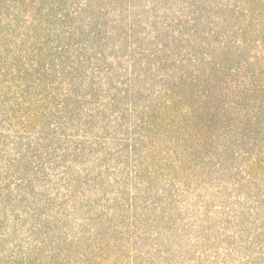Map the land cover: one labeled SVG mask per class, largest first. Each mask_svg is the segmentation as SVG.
I'll return each instance as SVG.
<instances>
[{"label": "trees", "instance_id": "16d2710c", "mask_svg": "<svg viewBox=\"0 0 264 264\" xmlns=\"http://www.w3.org/2000/svg\"><path fill=\"white\" fill-rule=\"evenodd\" d=\"M139 1L0 0V264H264V21L214 41L256 80L191 103L220 5L122 32Z\"/></svg>", "mask_w": 264, "mask_h": 264}, {"label": "rangeland", "instance_id": "374dc122", "mask_svg": "<svg viewBox=\"0 0 264 264\" xmlns=\"http://www.w3.org/2000/svg\"><path fill=\"white\" fill-rule=\"evenodd\" d=\"M210 1L213 2L211 3ZM245 1L248 2V0H155L154 2L152 0H150V2H145L143 0L139 1V4L134 10L130 8L128 10L129 12H125L124 14L112 11L113 13L111 14L115 20L124 21L125 24L122 28V32L132 33V27L135 25H142V27L147 29L159 27V25L160 27L163 26L164 23L157 19L156 13L159 9H170V16H173L171 17L173 23L172 29L174 31H179L183 22L182 15L183 18L189 19L188 15L192 11L193 3L195 4L197 2L205 11H207L206 8L215 10V8L220 5L219 10H216L222 12L218 15V18H216L217 15L213 19H206L204 16L206 22L204 25H201L200 30L204 31V33L209 32V38L208 41H205V38L202 42L200 41V44L204 43L205 46L204 48L203 46L199 48L200 54L195 53V55H193L195 57L194 59L192 57L185 58V56H180L179 52L177 53L180 62L186 59L184 64H178L177 74L183 77V80L188 83L187 87L178 84L177 90L182 94L188 96L192 95L193 97L189 98L188 101L192 103L193 100H198L199 94L197 92H199V90L209 94L215 92L214 94L218 95L219 92H221V95L228 93L235 96L240 89L256 80L253 67L248 64L246 57L242 56L243 53L247 51V47H245L244 50L242 47L243 45H236L235 37L237 36H234V40L233 38L229 39L226 50H224L222 46H216L214 42L223 39L230 30L234 33H237L236 31L240 32L243 27L246 28L248 23L256 29L259 27H257V24L264 21V0H251L249 5L247 4L248 6L244 4ZM128 5L129 3L124 5V7ZM230 5H232V7H242L243 15H249V20L245 16L242 17V14H236V18L226 16L227 20H225L223 16L228 13L226 9ZM164 13L166 12L164 11L161 13L162 17ZM191 17L194 18L195 16ZM248 31L251 32V30ZM252 36H245V38L248 39L247 46H255L253 43L255 36ZM240 47H242V49H240ZM250 49L251 48L248 49L247 55H249ZM225 52L235 57H230L229 54ZM203 55H206L210 60L208 62H205V60L200 62L199 59H201Z\"/></svg>", "mask_w": 264, "mask_h": 264}]
</instances>
